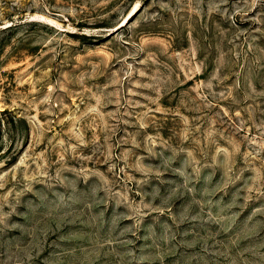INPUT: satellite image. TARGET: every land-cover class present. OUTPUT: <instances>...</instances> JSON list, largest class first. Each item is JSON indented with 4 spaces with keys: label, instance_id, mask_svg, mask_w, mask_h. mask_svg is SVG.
Returning <instances> with one entry per match:
<instances>
[{
    "label": "rangeland",
    "instance_id": "rangeland-1",
    "mask_svg": "<svg viewBox=\"0 0 264 264\" xmlns=\"http://www.w3.org/2000/svg\"><path fill=\"white\" fill-rule=\"evenodd\" d=\"M0 264H264V0H0Z\"/></svg>",
    "mask_w": 264,
    "mask_h": 264
},
{
    "label": "bare ground",
    "instance_id": "bare-ground-1",
    "mask_svg": "<svg viewBox=\"0 0 264 264\" xmlns=\"http://www.w3.org/2000/svg\"><path fill=\"white\" fill-rule=\"evenodd\" d=\"M136 8H137V5H135V6L133 7V9L131 10L129 16H131V14H133V12L136 11ZM35 17H38V16H35ZM128 18H129V17H128ZM125 20H126V19H125ZM47 21H48V20H47ZM123 23H124V22H123ZM48 25H50L51 27L58 26V25H56L55 23H53L52 21H48ZM122 25H123V24H122Z\"/></svg>",
    "mask_w": 264,
    "mask_h": 264
}]
</instances>
